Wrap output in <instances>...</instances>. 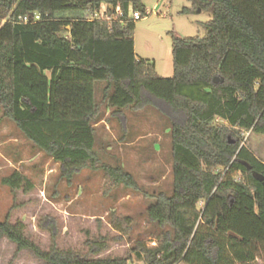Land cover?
I'll use <instances>...</instances> for the list:
<instances>
[{
	"label": "trees",
	"instance_id": "16d2710c",
	"mask_svg": "<svg viewBox=\"0 0 264 264\" xmlns=\"http://www.w3.org/2000/svg\"><path fill=\"white\" fill-rule=\"evenodd\" d=\"M189 1L213 19L205 38L170 33L174 75L163 78L135 53L132 15L147 17L143 0H0V112L62 178L102 170L112 185L140 191L122 166L100 163L97 126L107 112L125 129L129 113L149 107L166 117L173 161L172 193L154 195L147 210L160 231L153 248L137 240L124 256L110 254L130 217L113 218L120 235L88 239L84 250L60 248L49 215L38 224L51 235L48 250L10 215L0 240L46 264H264V189L253 176H264V163L243 136L264 135V0ZM33 14L40 20L21 21ZM2 184L35 188L18 171Z\"/></svg>",
	"mask_w": 264,
	"mask_h": 264
},
{
	"label": "rangeland",
	"instance_id": "374dc122",
	"mask_svg": "<svg viewBox=\"0 0 264 264\" xmlns=\"http://www.w3.org/2000/svg\"><path fill=\"white\" fill-rule=\"evenodd\" d=\"M147 17L136 22L135 53L155 63L163 78L174 75L172 37L205 38L204 25L213 17L196 9L189 0H143ZM189 9L188 13H184ZM128 127L106 113L96 134L101 165L122 166L131 173L140 191L114 186L102 170H83L71 183L61 177L60 165L36 149L16 125L0 112V222L10 215L23 222L27 235L42 250L51 245V235L38 224L43 216L57 221L60 248L84 250L88 239L120 235L110 225L113 218L130 217V232L122 242L112 243L111 255L122 257L137 240L157 245L160 231L147 217L153 196L173 190L172 139L169 120L153 108L129 113ZM18 171L35 186L13 193L2 180ZM136 264H144L137 261ZM0 264H46L32 251H19L7 238L0 240Z\"/></svg>",
	"mask_w": 264,
	"mask_h": 264
},
{
	"label": "crops",
	"instance_id": "0c3cea01",
	"mask_svg": "<svg viewBox=\"0 0 264 264\" xmlns=\"http://www.w3.org/2000/svg\"><path fill=\"white\" fill-rule=\"evenodd\" d=\"M243 136H244V143H247L254 156L258 160L264 163V135H258L250 131V132H244Z\"/></svg>",
	"mask_w": 264,
	"mask_h": 264
},
{
	"label": "built area",
	"instance_id": "2783aa9c",
	"mask_svg": "<svg viewBox=\"0 0 264 264\" xmlns=\"http://www.w3.org/2000/svg\"><path fill=\"white\" fill-rule=\"evenodd\" d=\"M132 18L135 21H139V20H141L143 18V16L140 13H133ZM39 20H40V15L33 14L31 16H26V17L22 18L21 21L23 23H26L27 24V23H30V22H37Z\"/></svg>",
	"mask_w": 264,
	"mask_h": 264
},
{
	"label": "water",
	"instance_id": "95a60500",
	"mask_svg": "<svg viewBox=\"0 0 264 264\" xmlns=\"http://www.w3.org/2000/svg\"><path fill=\"white\" fill-rule=\"evenodd\" d=\"M199 12H201V10H199ZM214 83L218 84L219 83V79L215 78L214 79ZM253 176L258 182H260L262 184L263 189H264V176L259 174V173H253Z\"/></svg>",
	"mask_w": 264,
	"mask_h": 264
}]
</instances>
